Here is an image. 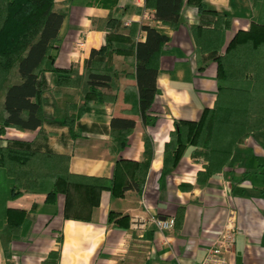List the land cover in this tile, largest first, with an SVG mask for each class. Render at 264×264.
Masks as SVG:
<instances>
[{
    "label": "crops",
    "instance_id": "1",
    "mask_svg": "<svg viewBox=\"0 0 264 264\" xmlns=\"http://www.w3.org/2000/svg\"><path fill=\"white\" fill-rule=\"evenodd\" d=\"M54 2L55 11L64 14L61 44L55 58V66L60 69L73 67L83 74L92 50L106 44L109 18L116 22L118 32L126 33L132 24H150L170 38L160 59L159 93L150 114L156 122L145 125L138 109H131L124 101V89L134 84L126 76L132 73L133 61L115 56V103L89 105L71 131L53 120L54 106L75 95V90L64 89L61 97L55 96L52 74L46 72L44 98L46 104L49 99L52 105L45 112L51 120L35 132L7 128L0 142L5 144V138H12L9 132L16 131L20 134L18 139L34 147L68 155L70 171L90 177L112 178L120 159L143 161L145 134L152 141L153 156L141 193L128 190L124 196L114 197L103 190L99 204L84 210L82 218L75 217L73 212L65 216L63 194L51 202L43 194H24L8 202L9 208L27 212L30 227L25 235L12 241L11 260L6 257L0 239V264H48L45 261L52 252H59L61 264H199L229 224L238 230L229 264H264V131L240 145L229 164L204 187L197 180L206 162L192 157L193 147L185 151L176 168L164 169V149L175 121H198L204 109L212 108L216 101L217 63L208 58L198 60L191 33L193 25H206L212 15H201L195 6L185 4L180 24L173 29L154 20V11L146 7L145 0ZM203 2L207 9L225 13L231 19L223 51L237 32L250 28L256 15L251 0ZM139 36L144 41L145 34ZM61 110L63 114L66 110L72 112ZM116 116L136 118L128 144L118 156L111 151V120ZM125 176L128 181L129 175ZM80 200L77 194L72 195L71 210L82 211ZM181 207L184 213L179 228L159 231L152 223L156 217L176 219ZM112 213L118 216L114 220ZM124 216L130 219L128 228L117 225V220ZM137 218L145 220V229H133L132 222Z\"/></svg>",
    "mask_w": 264,
    "mask_h": 264
},
{
    "label": "trees",
    "instance_id": "2",
    "mask_svg": "<svg viewBox=\"0 0 264 264\" xmlns=\"http://www.w3.org/2000/svg\"><path fill=\"white\" fill-rule=\"evenodd\" d=\"M145 1L146 7L154 11V20L173 29L180 24L185 4L213 18L206 25H193L191 33L198 60L208 58L217 63L215 104L205 108L198 121H175L164 149L167 170L176 168L185 151L193 147L192 157L206 162L197 180L204 187L229 164L240 145L264 131V0H251L256 15L250 28L237 32L224 51L226 32L232 24L227 14L207 9L203 0ZM54 7V0H0V138L6 136L7 128L35 132L51 120L45 112L46 72L52 74L55 96L61 97L64 89L75 90V95L54 106L53 120L71 131L89 105L115 103L118 100V94L113 93L118 91L115 56L133 61L132 73L126 76L134 84L124 89V101L131 109H138L145 125H154L156 119L150 114L159 93L160 59L170 38L150 24H132L126 33L118 32L116 22L109 18L106 44L92 50L80 75L76 68L55 66L64 14ZM140 33L145 34L144 41L140 40ZM61 109L72 112L66 110L63 114ZM135 127V117L116 116L111 120L112 154L118 156L126 148ZM5 141L0 142V239L8 260L12 241L25 235L30 227L27 212L9 208L8 202L24 194H43L51 202L63 194L65 216L73 212L75 217L82 218L85 216L80 214L86 209L99 204L103 190L114 197H122L128 190L141 193L153 156L152 141L145 134L143 161L120 159L112 178L90 177L72 173L68 155L42 150L18 138ZM125 175H129L128 181ZM74 194L81 199L82 211L71 210L69 202ZM183 213L181 207L175 219L176 228L182 225ZM117 217L111 214V220ZM129 221L124 216L117 220V225L128 228ZM45 262L61 264L59 252L50 253Z\"/></svg>",
    "mask_w": 264,
    "mask_h": 264
},
{
    "label": "built area",
    "instance_id": "3",
    "mask_svg": "<svg viewBox=\"0 0 264 264\" xmlns=\"http://www.w3.org/2000/svg\"><path fill=\"white\" fill-rule=\"evenodd\" d=\"M126 26L129 23L125 24ZM152 223L159 231H172L175 228L176 220L174 217L160 219L153 218ZM145 220L137 218L132 222V227L136 231L146 228ZM238 230L234 225H227L216 241L207 249L206 255L199 264H229V256L234 249Z\"/></svg>",
    "mask_w": 264,
    "mask_h": 264
},
{
    "label": "rangeland",
    "instance_id": "4",
    "mask_svg": "<svg viewBox=\"0 0 264 264\" xmlns=\"http://www.w3.org/2000/svg\"><path fill=\"white\" fill-rule=\"evenodd\" d=\"M47 89V88H46ZM49 99H47V104H46V108L47 109H49V107H51V102L50 101H48ZM12 136V138H17V135H19L20 136V134H18V132H16V131H10L9 132Z\"/></svg>",
    "mask_w": 264,
    "mask_h": 264
}]
</instances>
